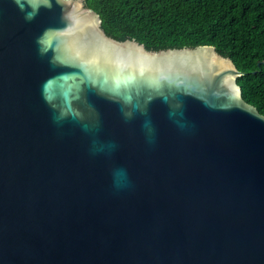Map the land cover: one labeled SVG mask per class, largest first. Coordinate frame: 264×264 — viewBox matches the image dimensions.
<instances>
[{"label": "water", "instance_id": "obj_1", "mask_svg": "<svg viewBox=\"0 0 264 264\" xmlns=\"http://www.w3.org/2000/svg\"><path fill=\"white\" fill-rule=\"evenodd\" d=\"M244 73L114 38L85 0H0V264H264Z\"/></svg>", "mask_w": 264, "mask_h": 264}, {"label": "trees", "instance_id": "obj_2", "mask_svg": "<svg viewBox=\"0 0 264 264\" xmlns=\"http://www.w3.org/2000/svg\"><path fill=\"white\" fill-rule=\"evenodd\" d=\"M106 33L148 49L214 45L244 75L243 97L264 114V0H85ZM254 70H258L254 73Z\"/></svg>", "mask_w": 264, "mask_h": 264}]
</instances>
